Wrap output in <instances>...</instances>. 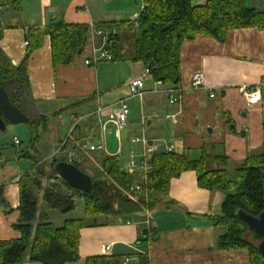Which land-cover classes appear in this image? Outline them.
Listing matches in <instances>:
<instances>
[{
    "label": "crops",
    "instance_id": "1",
    "mask_svg": "<svg viewBox=\"0 0 264 264\" xmlns=\"http://www.w3.org/2000/svg\"><path fill=\"white\" fill-rule=\"evenodd\" d=\"M205 1L191 0V3L200 5ZM16 2L20 6L17 12L20 21L16 23L12 17L8 19L10 22H3L1 14L11 8L0 0V48L15 66L25 55L26 34L30 27L43 31L47 25L63 20L69 24L93 23L106 30L113 28L107 26L109 24L138 17L143 5V0ZM247 3L264 11V0H247ZM116 27V45L120 36L124 45L125 28ZM226 37L224 42H219L201 34L182 42L179 48L180 104H169L161 91L171 85L156 83L147 75L143 98L127 99L128 109L137 108L138 116L136 119L127 117L126 132L119 143L115 126L107 123L102 127V117L96 110L127 97V82L142 74V63L124 58L85 65L84 58L90 52L87 36L81 54L75 55L71 63L54 66L49 35H43L42 45L29 56L27 72L33 111L46 118L45 127L37 128L39 137L34 150L28 147L14 150L11 161L0 159V240L19 237L20 233L13 228L19 218L18 181L25 172L35 174L32 160L23 155L18 157L20 152L17 154V151L29 150L28 154L42 157L45 163L65 157L66 161L79 162L84 168L91 162L88 154L93 153L96 163L93 168H97L103 155L120 156L122 144L130 141L135 142L133 145L141 154L143 151L147 154L148 160L153 152L159 151L186 152L191 159L202 154H208L211 159L223 155L225 163L220 162V166L226 169L228 179H232L235 167L249 155L260 153L264 147V29H231ZM94 39L98 45L101 43V36L95 35ZM126 50L129 49L124 52ZM194 72L204 74L213 97L209 96V91L189 88ZM243 85H260L257 103L247 104L240 91ZM167 113H177L174 121L165 118ZM73 116L78 122L72 129ZM195 116L203 128L208 126L209 132L205 136L196 129L198 121L193 126ZM133 125L140 131V136L135 137L144 139V142L132 140ZM100 139L105 142V151H90L91 144ZM63 141V148L57 151ZM16 145L20 146V142ZM195 149L198 152L192 156ZM69 152L73 153L71 158L67 156ZM154 196L155 204L146 209L149 217L99 216L101 219L97 217L94 226L83 227L79 237V259L65 264H85V259L95 254L117 255L120 264H140L142 258H146L148 264H250L245 249L221 251L216 248V240L224 228L214 226L210 216L220 214L225 194L199 187L193 170L170 176L165 192ZM66 218L70 217L65 215L53 223L60 226ZM146 218L148 225L145 224ZM142 228L148 230V235H153L151 241L139 240ZM105 246L107 250H104ZM24 264L42 263L26 261Z\"/></svg>",
    "mask_w": 264,
    "mask_h": 264
},
{
    "label": "trees",
    "instance_id": "2",
    "mask_svg": "<svg viewBox=\"0 0 264 264\" xmlns=\"http://www.w3.org/2000/svg\"><path fill=\"white\" fill-rule=\"evenodd\" d=\"M1 2L13 11L20 10L16 0ZM137 20V27L133 26L131 20L107 25L125 28L123 39L126 46L120 36V42L113 47L112 61L124 58L139 61L143 67L150 69L154 82L174 88L179 87L181 82L179 48L183 41L202 34L224 42L231 29H264V11L250 7L247 0H206L200 5H193L191 0H143ZM44 29H28L26 52L17 66L0 48V87L6 90L9 101L29 118L28 148L32 150L39 137L37 128L41 126L44 129L46 118L33 111L27 72L29 56L42 45V36L48 34L52 64L71 63L74 56L83 51L89 34L88 25L69 24L63 20L51 23ZM127 48L130 51L128 57L124 52ZM28 151L18 154V157L23 155L30 158L35 171L34 175L31 171L23 173L18 181L19 218L13 228L20 235L15 239L0 240V264H24L26 261L65 264L77 261L80 230L83 227L94 226V220L99 216H137L143 213L144 209L155 204L154 194L165 192L170 176L192 170L196 173L199 187L225 194L220 214L210 216L214 226L224 228L216 240V248L221 251L245 249L249 253L250 264H264V258L256 249L261 236L248 232L246 224L237 216L238 210L254 216L264 212V147L260 153L249 155L236 166L232 179H228L224 167L209 166L213 160L225 163L223 155L211 159L208 154H202L199 158L191 159L186 152H153L148 161L150 169L144 187L146 191L143 192L129 190L138 177L121 169L116 155L106 154L101 157L98 176H91L93 187L87 193L67 185L53 170V165L65 158L49 161L48 169L53 182H44L46 163L42 157H33ZM72 163L80 168L75 161ZM39 194L49 209L62 215L73 212L76 198L80 197L83 199L85 217L66 218L57 226L45 211L38 209ZM88 218L93 221L92 224ZM143 232L145 236H139V240L153 239L147 229H143ZM85 264H120V258L113 254H95L87 257ZM140 264H148L146 258H142Z\"/></svg>",
    "mask_w": 264,
    "mask_h": 264
},
{
    "label": "built area",
    "instance_id": "3",
    "mask_svg": "<svg viewBox=\"0 0 264 264\" xmlns=\"http://www.w3.org/2000/svg\"><path fill=\"white\" fill-rule=\"evenodd\" d=\"M138 17H132L131 21L133 23V26L137 27L138 25ZM89 27V34H88V40L90 44V52L88 53L87 57L84 58V64L85 65H94L101 61H112L114 58L113 55V47L116 46V36L118 35V29L117 27H113L110 29H99L94 26L93 23L88 24ZM95 35L101 36V43L98 45L95 39ZM147 75H150V69L145 68L141 75L134 76L132 79H130L127 83V90L128 94L127 97H123L118 99L115 103L104 106L103 108H98L96 112L100 114L102 117L100 120V124L102 127L105 126L107 123H111L113 126H115L116 129V138L118 142L120 143V134L123 129H125L126 123H127V117L129 114L128 111V103L127 99L132 97H137L140 100L143 98L142 95L144 94V79ZM189 88L191 90H206L209 91L208 94L210 97H213V90L209 88L206 85V80L204 79V74L202 72H194L190 77V84ZM182 89L180 87H167L162 89L165 96H167V100L169 104L175 105L177 103H181V91ZM241 93H243L245 100L248 105H252L254 103H257L260 100V85L255 86H241L240 87ZM180 112V111H178ZM104 114V115H102ZM177 114V113H176ZM176 114H165V118H171L172 120L175 118ZM157 117V116H155ZM174 121V120H173ZM78 122V118L75 116L71 119L70 128L73 129V127ZM15 144H18V140L16 138L13 139ZM145 141L144 139H139L138 137H134L133 141ZM64 141L59 147L57 151H61V149L64 146ZM104 150L105 151V142L100 139L98 143L91 144L89 147V150ZM73 155L72 152H69L67 156L71 158ZM134 157L131 156V160L128 163L126 172L131 175H137L138 180H136L129 188L130 191L136 192V191H146L145 184L147 179V173L149 172V164H148V157L147 154L142 152V160L138 164L137 162L133 161ZM146 195V194H145ZM148 198V197H146ZM128 222V220H127ZM149 221L146 219L145 224L148 225ZM143 229L139 230V236L144 237L145 233L143 232ZM148 231V230H147ZM148 233V232H147ZM104 250H107V247H104Z\"/></svg>",
    "mask_w": 264,
    "mask_h": 264
},
{
    "label": "rangeland",
    "instance_id": "4",
    "mask_svg": "<svg viewBox=\"0 0 264 264\" xmlns=\"http://www.w3.org/2000/svg\"><path fill=\"white\" fill-rule=\"evenodd\" d=\"M1 16H2L3 22H10L8 19H11L12 17L14 18L13 20L16 21V23L18 21H20L18 19L19 18L18 13L17 12H13L9 8H6L5 12H3V14H1ZM129 52H130L129 50L128 51L126 50V54L127 55H128ZM128 111H130L128 119L133 118V117L135 119L137 118V116H138L137 108H133L132 110L128 109ZM197 121L199 123L200 119L198 120V116H195L194 119H193V122H192L193 126L195 125L194 122H197ZM202 125L203 124L200 122L198 124V126L196 127V129L198 131L200 130L202 135L205 136V134L209 132V128H208V126L206 128H203ZM28 128H29V124L28 123H19L17 125H12V124L8 123L6 125L5 132H1L0 131V154H1L0 155V159H3V160L9 159V161H11L10 159H13L11 157V155L14 152V150H20V149L24 150L25 148L28 147V144H29L28 140L30 138V130ZM138 128H139L138 126L133 125V129H132L133 137H132V140L134 139L135 136H138V137L140 136V131H139ZM134 134H136V135H134ZM13 137H15L20 142V146H18L16 144H13V142H14L13 141ZM91 141L93 143L96 142L94 139H91ZM133 144L130 143V141H127L126 143L122 144V149H121L120 156H118V160H119L120 168H122L124 171H126L128 169L127 166H128L129 161L131 160V156L134 157L133 161L137 162L138 164L142 160V154L140 152V149L136 150L135 149V145H133ZM19 152L20 151H17V154ZM192 152H193V153H191V154H193L192 156H196L195 152L197 153L198 150L195 149ZM31 153L33 154L34 152L31 151ZM88 157L91 160V162H90V164H87V166L85 168L82 165H80L79 162L75 161V163L77 165H79L80 168L82 170H84L87 174H89L90 176H92V177L93 176H98L100 169L98 167L97 168H93L96 165L95 161H93L94 160L93 159L94 158L93 153L92 154H88ZM63 158H65V157H63ZM23 162L27 163L26 160H23ZM23 162H21V165H23ZM216 163H215V161H210L209 166H213L215 168L216 167H220L221 163L220 162L217 163L218 166L215 165ZM48 164L49 163H47V162L45 164L46 165L45 169H44L45 175H44L43 181L47 182V183H50V182H53V179H52V176H50L51 174L49 173ZM28 165H30V164H28ZM230 174H231V172H230ZM82 201L80 200V198H78L75 210L73 212H71L69 214H65V215H67V217H78V218L85 217V215L83 213V202ZM38 209L41 210V211H46L47 214L49 215L50 220H52L54 223H57L58 220L61 217L65 216V215L59 214L58 211H56V210H54L52 208L49 209L47 207V205L43 202V200H41L40 198H39V202H38ZM143 211L144 212L139 214V215H142L141 217H149V216H147V213L149 211L146 210V209H144ZM148 215H150V213ZM98 219H101V217H98ZM88 221L89 222L91 221L90 218H88Z\"/></svg>",
    "mask_w": 264,
    "mask_h": 264
},
{
    "label": "water",
    "instance_id": "5",
    "mask_svg": "<svg viewBox=\"0 0 264 264\" xmlns=\"http://www.w3.org/2000/svg\"><path fill=\"white\" fill-rule=\"evenodd\" d=\"M0 108L2 116H0V131L5 132L8 123L17 125L19 123H28L29 118L20 109L15 107L9 101L8 94L5 89L0 87ZM126 128L121 131L120 137L123 138ZM53 170L57 176L72 188L87 193L91 191L93 184L92 178L85 171L77 168L70 161H58L53 165ZM237 216L246 224L248 232H255L261 236V240L256 246L260 255L264 258V212L254 216L247 214L242 210H238Z\"/></svg>",
    "mask_w": 264,
    "mask_h": 264
}]
</instances>
